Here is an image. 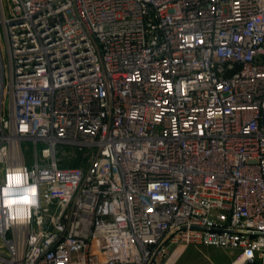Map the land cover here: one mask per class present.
Here are the masks:
<instances>
[{"label": "built area", "instance_id": "2783aa9c", "mask_svg": "<svg viewBox=\"0 0 264 264\" xmlns=\"http://www.w3.org/2000/svg\"><path fill=\"white\" fill-rule=\"evenodd\" d=\"M0 71V264H264V0H0Z\"/></svg>", "mask_w": 264, "mask_h": 264}, {"label": "rangeland", "instance_id": "374dc122", "mask_svg": "<svg viewBox=\"0 0 264 264\" xmlns=\"http://www.w3.org/2000/svg\"><path fill=\"white\" fill-rule=\"evenodd\" d=\"M31 142H22L26 157L29 156ZM41 148V145L38 147ZM89 151L77 148H64L59 150L58 157L62 165L85 167L88 162ZM236 255L235 251L216 247H186L172 264H229Z\"/></svg>", "mask_w": 264, "mask_h": 264}, {"label": "clouds", "instance_id": "9594fccd", "mask_svg": "<svg viewBox=\"0 0 264 264\" xmlns=\"http://www.w3.org/2000/svg\"><path fill=\"white\" fill-rule=\"evenodd\" d=\"M17 189L22 191L17 192ZM37 188L27 185V176L23 169H9L6 174L5 186L0 188V207L11 213V219L21 221L27 215V210L35 206Z\"/></svg>", "mask_w": 264, "mask_h": 264}, {"label": "bare ground", "instance_id": "6f19581e", "mask_svg": "<svg viewBox=\"0 0 264 264\" xmlns=\"http://www.w3.org/2000/svg\"><path fill=\"white\" fill-rule=\"evenodd\" d=\"M180 251V249H176V251L174 252V254L172 255V257L169 259V261L167 262V264H172V262L174 261V259L176 258L177 253Z\"/></svg>", "mask_w": 264, "mask_h": 264}, {"label": "water", "instance_id": "95a60500", "mask_svg": "<svg viewBox=\"0 0 264 264\" xmlns=\"http://www.w3.org/2000/svg\"><path fill=\"white\" fill-rule=\"evenodd\" d=\"M0 78H1V71H0Z\"/></svg>", "mask_w": 264, "mask_h": 264}, {"label": "crops", "instance_id": "0c3cea01", "mask_svg": "<svg viewBox=\"0 0 264 264\" xmlns=\"http://www.w3.org/2000/svg\"><path fill=\"white\" fill-rule=\"evenodd\" d=\"M184 250V249H183ZM182 253V252H181ZM230 264V263H229Z\"/></svg>", "mask_w": 264, "mask_h": 264}]
</instances>
